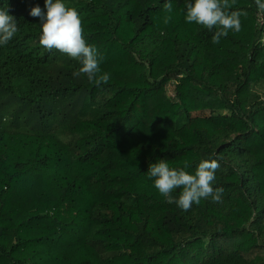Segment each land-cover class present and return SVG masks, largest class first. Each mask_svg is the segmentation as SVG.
I'll list each match as a JSON object with an SVG mask.
<instances>
[{
    "label": "trees",
    "instance_id": "1",
    "mask_svg": "<svg viewBox=\"0 0 264 264\" xmlns=\"http://www.w3.org/2000/svg\"><path fill=\"white\" fill-rule=\"evenodd\" d=\"M81 19L107 84L39 44L45 0H0L18 32L0 45V264H264V13L213 44L184 19L192 0H62ZM264 2V0H262ZM172 88V95L168 88ZM213 188L188 211L147 171L195 174ZM182 189L173 191L178 198Z\"/></svg>",
    "mask_w": 264,
    "mask_h": 264
},
{
    "label": "clouds",
    "instance_id": "2",
    "mask_svg": "<svg viewBox=\"0 0 264 264\" xmlns=\"http://www.w3.org/2000/svg\"><path fill=\"white\" fill-rule=\"evenodd\" d=\"M235 0H192L185 5L184 19L188 23L202 25L209 31H214L211 37L213 44H218L221 38L227 37L229 31L240 32V17H246V11H229ZM259 12L264 13V2L255 0ZM46 12L39 6L33 7L29 15L40 20L41 34L39 44L45 49L53 48L78 60L81 64L72 73L74 78L86 77L88 82L99 87L107 84L110 74L102 72L100 58L95 46L88 45L83 36V28L78 12L67 7L62 0H45ZM167 13L163 22L167 25L171 19L173 6L168 0L164 4ZM15 18L8 13L7 8H0V45L7 44L18 32ZM218 159L202 160L195 174H189L183 169L169 168L168 163L160 160L151 164L147 171L149 178H154V187L166 198L168 203H175L182 211H188L193 204L199 205L201 200L211 199L212 203H221L223 188H213L215 172L219 168ZM182 189L178 198L172 193Z\"/></svg>",
    "mask_w": 264,
    "mask_h": 264
},
{
    "label": "rangeland",
    "instance_id": "3",
    "mask_svg": "<svg viewBox=\"0 0 264 264\" xmlns=\"http://www.w3.org/2000/svg\"><path fill=\"white\" fill-rule=\"evenodd\" d=\"M168 92L170 95H172V88L171 87L168 88Z\"/></svg>",
    "mask_w": 264,
    "mask_h": 264
}]
</instances>
